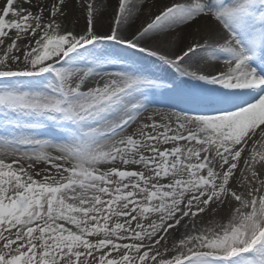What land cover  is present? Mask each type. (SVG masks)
I'll use <instances>...</instances> for the list:
<instances>
[{
  "label": "snow or ice",
  "instance_id": "snow-or-ice-1",
  "mask_svg": "<svg viewBox=\"0 0 264 264\" xmlns=\"http://www.w3.org/2000/svg\"><path fill=\"white\" fill-rule=\"evenodd\" d=\"M157 5L0 0V264H264V0Z\"/></svg>",
  "mask_w": 264,
  "mask_h": 264
},
{
  "label": "rangeland",
  "instance_id": "rangeland-1",
  "mask_svg": "<svg viewBox=\"0 0 264 264\" xmlns=\"http://www.w3.org/2000/svg\"><path fill=\"white\" fill-rule=\"evenodd\" d=\"M156 11H157V9L156 10H154L153 12H152V7L149 9V8H145L144 9V13H146L149 17L152 15V14H154V13H156ZM79 16H80V13H79ZM148 17V18H149ZM79 20H81V22L82 23H84V19H83V17L81 16V18L79 17ZM145 63H147L150 67H152V68H156V66L157 65H159V61H156L154 58H148L146 61H145ZM166 70V66H160L159 67V69H158V74L159 75H161V76H164V71ZM168 70H170L174 75H175V77L173 78V79H176V74L171 70V69H168ZM161 107H164L163 105H161Z\"/></svg>",
  "mask_w": 264,
  "mask_h": 264
},
{
  "label": "bare ground",
  "instance_id": "bare-ground-1",
  "mask_svg": "<svg viewBox=\"0 0 264 264\" xmlns=\"http://www.w3.org/2000/svg\"><path fill=\"white\" fill-rule=\"evenodd\" d=\"M164 2H165V0H158V5L152 7V12H153L154 10H156L158 6H162V4H163ZM76 16L81 18V16H79V12L76 13ZM148 17H149V16H148L146 13L143 12V13H142V16H141V19H142V20H146V19H148ZM104 23H105V25H106V24H107V21H105ZM75 26H76L77 30H79V29L83 28L84 23H82L81 20H79V22H78ZM164 77H166V78H168V79L171 80V79H173V78L175 77V75H174L170 70L166 69V70L164 71Z\"/></svg>",
  "mask_w": 264,
  "mask_h": 264
}]
</instances>
